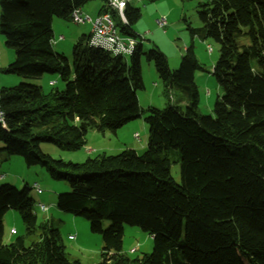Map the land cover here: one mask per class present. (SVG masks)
Masks as SVG:
<instances>
[{
  "label": "trees",
  "instance_id": "16d2710c",
  "mask_svg": "<svg viewBox=\"0 0 264 264\" xmlns=\"http://www.w3.org/2000/svg\"><path fill=\"white\" fill-rule=\"evenodd\" d=\"M91 1L0 0V34L14 54L4 72L23 79L58 75L65 84L61 91L30 84L0 90L6 124L0 125L1 150L68 184L56 207L84 218L101 236L98 264H264V0L198 3L203 40L219 44L211 74L222 96L212 115L199 111L195 73L205 69L193 47L174 71L157 48L143 52L132 29L140 10L128 2L125 22L106 9L107 0L99 15L109 13L119 34L139 41L132 55L91 46L90 35L73 45L71 64L54 51L53 18L71 23L72 12ZM142 56L153 62L169 102L171 90L184 93L183 109L139 106ZM143 113L141 155L123 149L73 163L41 150L51 143L77 151L89 132L115 135ZM172 166H178L179 184ZM30 191L0 185V264H81L68 259L58 229L37 222ZM11 210L21 216L25 234L4 244L2 219ZM124 225L150 235L153 251L135 259L123 254Z\"/></svg>",
  "mask_w": 264,
  "mask_h": 264
},
{
  "label": "rangeland",
  "instance_id": "374dc122",
  "mask_svg": "<svg viewBox=\"0 0 264 264\" xmlns=\"http://www.w3.org/2000/svg\"><path fill=\"white\" fill-rule=\"evenodd\" d=\"M128 2L132 7L140 10V18L133 25L132 29L142 41V51L148 52L157 48L163 56L167 67L171 70H177L180 66L181 57L188 47H193L194 55L205 71L195 73V84L199 93V111L203 115H212L214 103L221 98L222 91L219 89L217 81L212 76V69L219 57V44L212 39H204L200 33L202 24L198 18V3L204 0H157L153 2H143L141 0H120ZM105 2L94 0L87 3L82 9L92 20L100 14ZM165 18L167 25L164 29L159 28L155 21ZM54 22V24H53ZM53 49L58 53H64V57L71 62L72 47L82 36H88L91 31V24L75 25L73 23L63 22L59 18H53ZM189 29L195 30L198 37L192 39ZM59 35H63L64 42L55 41ZM212 49L209 54L207 48ZM0 59L4 60L5 65H9L14 60L13 51L5 46V39L0 34ZM141 73L144 89L136 93L138 103L144 110L148 106L163 109L168 103L174 107L183 109L186 103V97L179 90H171V102L163 95V87L156 73L153 62L146 60L145 56L141 57ZM6 66V67H7ZM5 67V68H6ZM0 69V80L8 82L1 89H7L19 84L36 85L47 92L51 89L63 90L65 84L58 75H44L40 78H19L8 75L4 69ZM55 81V85H48L49 80ZM13 81V84L9 82ZM16 81V83H14ZM3 87V88H2ZM150 103V104H148ZM142 108V109H143ZM145 113L141 118L134 120L123 126L117 131V137L113 134L106 133L105 137L94 131L87 134L86 143L77 151H68L51 143L41 144V150L54 160H63L66 162L82 163L88 158H94L98 155H116L120 153L117 148L120 144L126 145L131 143L137 145V141L142 142V149L135 150L141 155L146 148L147 125H142ZM138 122V123H137ZM144 122V121H143ZM136 123L134 129L128 128ZM146 129V132H145ZM134 132L138 134L135 137ZM0 142V149H4ZM134 150V149H133ZM120 151V152H119ZM171 175L177 184L180 183L178 166L171 167ZM11 185L22 191L25 187L30 189V198L33 200V212L36 215L37 222L47 221L52 229H58L61 235L62 244L69 260H78L81 264H98L100 262V253L103 247L100 235L92 234L90 224L82 217H76L70 214L60 212L56 207V198L59 194L70 191L66 182H56L49 178L47 172L41 167H26L21 157H7L4 151H0V185ZM37 184L42 193L37 194L33 190V185ZM39 205L47 208L46 212L40 210ZM2 225L4 230L3 243L10 244L19 236H24L25 228L21 216L16 211H8L3 219ZM108 223H104L107 227ZM11 230L15 234L10 233ZM72 236L74 239L69 240ZM32 239H26L25 245L28 246ZM153 251V238L142 232L137 227L128 225L123 226L122 253L129 259L140 258L144 254H150Z\"/></svg>",
  "mask_w": 264,
  "mask_h": 264
},
{
  "label": "built area",
  "instance_id": "2783aa9c",
  "mask_svg": "<svg viewBox=\"0 0 264 264\" xmlns=\"http://www.w3.org/2000/svg\"><path fill=\"white\" fill-rule=\"evenodd\" d=\"M110 5H114L118 9V15L120 19L125 22L123 11L125 9L126 1H120V0H110ZM76 14L78 15V22L77 25H85L90 24L89 16L87 14H84L81 9H76ZM103 22H110L111 24V33L110 34H103ZM155 24L161 28L164 29L167 25L166 19L161 18L155 21ZM92 28L91 30H96L98 36H107L109 39H117L120 43H122L123 46V53L127 54L128 56L131 55V46L134 44H138L139 41L130 37L122 36L119 34L115 27V23L111 19L110 15L105 13L98 16V24H91ZM60 40V38H59ZM53 44V43H52ZM209 53V49H207ZM210 54V53H209ZM51 85H54V83H51ZM1 123V121H0ZM135 137H137V134H135ZM36 186V192H41V189L37 184ZM44 212L47 211V208H42ZM13 232H15L13 230ZM72 237V236H71Z\"/></svg>",
  "mask_w": 264,
  "mask_h": 264
},
{
  "label": "bare ground",
  "instance_id": "6f19581e",
  "mask_svg": "<svg viewBox=\"0 0 264 264\" xmlns=\"http://www.w3.org/2000/svg\"><path fill=\"white\" fill-rule=\"evenodd\" d=\"M106 9H108V11H114L118 14V9L114 6V5H110V0L106 1ZM109 14V13H107ZM89 21L90 24H98V17L95 18L94 20H92L89 17ZM78 22V15L76 14V10H74L71 14V23L77 25ZM118 31V30H117ZM111 33V24L110 22H103V34H110ZM63 38L61 37L60 40H62ZM89 44L91 46L97 47V48H102L105 49L111 53H113L114 55H122V56H128L127 54H122L123 53V46L122 43H120L117 39H109L107 36H98L97 31L96 30H91V35H90V41ZM137 44H134L131 46V55L134 52L135 48H136ZM207 49H209V53L211 54L213 51L210 47H208ZM0 125L5 127V115L2 111V109L0 108ZM138 137V134H137ZM33 190L36 191V186L35 184L33 185ZM37 194H41V192H36ZM39 208L41 211H43L42 208H45V206L43 205H39ZM44 212V211H43ZM12 235L15 234V232H13V230H11L10 232ZM74 239L73 237H69V240Z\"/></svg>",
  "mask_w": 264,
  "mask_h": 264
},
{
  "label": "crops",
  "instance_id": "0c3cea01",
  "mask_svg": "<svg viewBox=\"0 0 264 264\" xmlns=\"http://www.w3.org/2000/svg\"><path fill=\"white\" fill-rule=\"evenodd\" d=\"M82 11H83V9H82ZM53 24H54V22H53ZM52 30H53V26H52ZM90 34H91V31H90ZM89 34V35H90ZM88 35V36H89ZM63 38L64 36L63 35H59L58 37H57V39H56V41H55V45L58 43V41H59V38ZM53 39H54V33H53ZM64 39V38H63ZM62 39V40H63ZM61 40V41H62ZM65 40V39H64ZM64 40L62 41V42H64ZM58 45V44H57ZM143 45V44H142ZM62 54H64V53H62ZM7 63V62H6ZM6 63H4V60H2V59H0V69H3V68H5L7 65H5ZM70 64H71V62H70ZM1 80H0V84H1ZM9 82H11L12 84H13V81L12 80H9ZM8 82H2V86H4V85H6ZM14 83H16V81L14 82ZM51 83H54V85H55V81L53 82V79L52 80H49V83H48V85H51ZM54 85H51V86H54ZM3 88V87H2ZM148 104H150V103H148ZM185 105H186V103H184ZM148 107H150V106H148ZM141 108H143V107H141ZM144 109V108H143ZM144 121V120H143ZM143 121H141V122H139V123H143L142 125H144L145 124V122H143ZM138 123V122H137ZM136 127V123H134V124H132L131 126H127V128H126V131L128 130V128H132V129H134ZM145 132H146V129H145ZM134 134H136V132H134ZM106 135V134H105ZM105 135L103 136V137H105ZM114 136H116L117 137V133L114 135ZM146 137H147V133H146ZM137 143V145H132L131 143H129L128 142V144L126 145L125 143H122V144H120V147L119 148H117V150H120V151H122L123 149H134V151L135 150H138V148H141L142 149V147H143V145H142V142L140 141V137H139V141H137L136 142ZM0 151H1V149H0ZM119 151V152H120ZM136 152V151H135ZM11 232V231H10ZM70 237V236H69ZM69 237H68V239H69Z\"/></svg>",
  "mask_w": 264,
  "mask_h": 264
}]
</instances>
